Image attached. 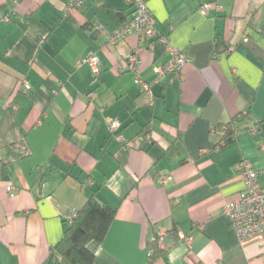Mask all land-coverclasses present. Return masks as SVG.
Returning a JSON list of instances; mask_svg holds the SVG:
<instances>
[{"label":"crops","instance_id":"obj_1","mask_svg":"<svg viewBox=\"0 0 264 264\" xmlns=\"http://www.w3.org/2000/svg\"><path fill=\"white\" fill-rule=\"evenodd\" d=\"M69 1L0 0V264H66L55 247L92 192L115 210L87 245L93 264H148L154 240L151 264H264L223 214L244 191L240 161L264 169V0H142L190 59L182 80L152 85V105L126 62L135 53L153 82L165 49L91 28L115 31L131 6ZM90 56L97 74L79 64Z\"/></svg>","mask_w":264,"mask_h":264},{"label":"built area","instance_id":"obj_2","mask_svg":"<svg viewBox=\"0 0 264 264\" xmlns=\"http://www.w3.org/2000/svg\"><path fill=\"white\" fill-rule=\"evenodd\" d=\"M84 1L70 0L67 11L79 7ZM126 2L131 6L132 12L124 25L113 32L106 31L97 23H94L91 28L94 32L101 34L110 45L123 41L130 36H136L146 44L150 52L154 51L155 45L165 49L169 55V60L166 63L153 66L155 75L153 82H147L140 76L139 61L135 53H131L126 62L127 71L133 74L134 85L146 96L147 104L152 105L154 101L151 90L152 85L161 83L170 75L182 80V69L190 63V59L183 51L171 46L168 37L158 33L153 17L142 0H126ZM212 7L215 11L221 10V6L217 3L213 4ZM209 8H211L210 4L204 3L200 7V12L206 15ZM79 64H87L92 68L94 74L98 73V60L94 56L82 59ZM107 125L111 134L118 141H121V137L115 135L119 128L118 121L109 120ZM228 128H232V125H226L223 128L224 133ZM251 133L253 135L257 134L255 127L251 129ZM237 170L243 178L244 191L238 201L225 205L223 214L228 219L239 243L245 244L256 240L262 247V254L264 255V186L259 183V178L264 176V169L254 170L247 160H241ZM6 191L10 197L14 196V187L8 186ZM182 239L186 245H190V237H182Z\"/></svg>","mask_w":264,"mask_h":264},{"label":"trees","instance_id":"obj_3","mask_svg":"<svg viewBox=\"0 0 264 264\" xmlns=\"http://www.w3.org/2000/svg\"><path fill=\"white\" fill-rule=\"evenodd\" d=\"M231 129L224 133V142L231 141ZM115 218V210L104 203L95 192L87 198L66 229L55 250L66 264H93L94 254L88 249L89 242L101 243ZM152 254L148 264L159 255L156 240L151 244Z\"/></svg>","mask_w":264,"mask_h":264}]
</instances>
